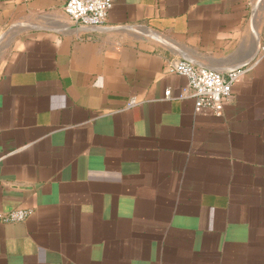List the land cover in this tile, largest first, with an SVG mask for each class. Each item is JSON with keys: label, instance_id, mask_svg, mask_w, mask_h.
<instances>
[{"label": "crops", "instance_id": "0c3cea01", "mask_svg": "<svg viewBox=\"0 0 264 264\" xmlns=\"http://www.w3.org/2000/svg\"><path fill=\"white\" fill-rule=\"evenodd\" d=\"M66 1L0 0V264H264V0ZM171 59L244 70L221 114Z\"/></svg>", "mask_w": 264, "mask_h": 264}, {"label": "built area", "instance_id": "2783aa9c", "mask_svg": "<svg viewBox=\"0 0 264 264\" xmlns=\"http://www.w3.org/2000/svg\"><path fill=\"white\" fill-rule=\"evenodd\" d=\"M111 7L112 0H67L64 11L71 22L93 27L105 22ZM261 51L264 53V45L261 46ZM165 69L186 78L184 95L194 98L197 109L210 110L217 115L221 114L230 97L232 84L244 72L243 69H237L221 73L212 68L196 66L184 59L168 60ZM165 97H170V90H166ZM133 104L134 99H131L128 106ZM31 213L30 208H13L0 214V221L21 222Z\"/></svg>", "mask_w": 264, "mask_h": 264}, {"label": "rangeland", "instance_id": "374dc122", "mask_svg": "<svg viewBox=\"0 0 264 264\" xmlns=\"http://www.w3.org/2000/svg\"><path fill=\"white\" fill-rule=\"evenodd\" d=\"M2 43H3V37L0 38V47H1Z\"/></svg>", "mask_w": 264, "mask_h": 264}]
</instances>
